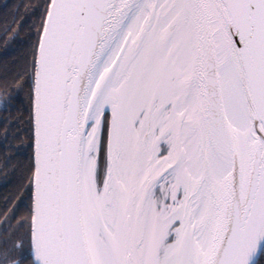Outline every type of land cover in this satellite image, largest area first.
I'll list each match as a JSON object with an SVG mask.
<instances>
[{
	"label": "snow or ice",
	"instance_id": "obj_1",
	"mask_svg": "<svg viewBox=\"0 0 264 264\" xmlns=\"http://www.w3.org/2000/svg\"><path fill=\"white\" fill-rule=\"evenodd\" d=\"M0 264H264V0H0Z\"/></svg>",
	"mask_w": 264,
	"mask_h": 264
}]
</instances>
